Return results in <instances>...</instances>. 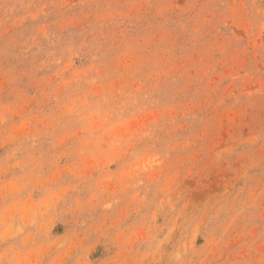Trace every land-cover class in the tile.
<instances>
[{
    "label": "rangeland",
    "instance_id": "374dc122",
    "mask_svg": "<svg viewBox=\"0 0 264 264\" xmlns=\"http://www.w3.org/2000/svg\"><path fill=\"white\" fill-rule=\"evenodd\" d=\"M0 264H264V0H0Z\"/></svg>",
    "mask_w": 264,
    "mask_h": 264
}]
</instances>
